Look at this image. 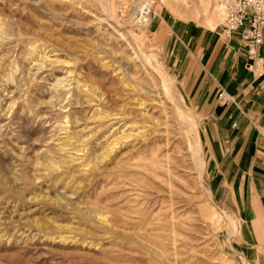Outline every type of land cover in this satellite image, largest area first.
Listing matches in <instances>:
<instances>
[{
  "label": "rangeland",
  "instance_id": "1",
  "mask_svg": "<svg viewBox=\"0 0 264 264\" xmlns=\"http://www.w3.org/2000/svg\"><path fill=\"white\" fill-rule=\"evenodd\" d=\"M135 1L0 0V264H255L169 61L217 0Z\"/></svg>",
  "mask_w": 264,
  "mask_h": 264
},
{
  "label": "crops",
  "instance_id": "2",
  "mask_svg": "<svg viewBox=\"0 0 264 264\" xmlns=\"http://www.w3.org/2000/svg\"><path fill=\"white\" fill-rule=\"evenodd\" d=\"M171 29V67L203 114L213 193L238 204L244 250L264 264V46L262 63L249 68L253 60L239 33L225 40L221 30L189 22Z\"/></svg>",
  "mask_w": 264,
  "mask_h": 264
},
{
  "label": "built area",
  "instance_id": "3",
  "mask_svg": "<svg viewBox=\"0 0 264 264\" xmlns=\"http://www.w3.org/2000/svg\"><path fill=\"white\" fill-rule=\"evenodd\" d=\"M216 8L222 38L228 40L233 33H239L253 60L249 68L262 63L260 51L264 46V0H217ZM158 17L150 0L135 1L131 17L134 26L150 28ZM219 97L224 100L227 94L221 92Z\"/></svg>",
  "mask_w": 264,
  "mask_h": 264
},
{
  "label": "bare ground",
  "instance_id": "4",
  "mask_svg": "<svg viewBox=\"0 0 264 264\" xmlns=\"http://www.w3.org/2000/svg\"><path fill=\"white\" fill-rule=\"evenodd\" d=\"M167 1H168V0H165V3L170 5V3H168ZM176 1H177V0H175V2H176ZM184 1H185V0H184ZM177 2H178V1H177ZM179 2H180V1H179ZM126 20H129V22H127V23H129V25H130L131 23H133V19H132V18H129V19H126ZM129 25H127V26H129ZM181 113H182V112H181ZM182 114H184V115L186 116L187 119H190V117H189L188 115H186L185 113H182ZM196 130H197V132H199L198 129H197V127H196ZM199 144H200V142H199ZM200 145H201V144H200Z\"/></svg>",
  "mask_w": 264,
  "mask_h": 264
}]
</instances>
